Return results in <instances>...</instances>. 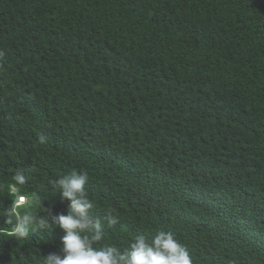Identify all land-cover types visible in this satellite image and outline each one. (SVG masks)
<instances>
[{"label":"trees","instance_id":"16d2710c","mask_svg":"<svg viewBox=\"0 0 264 264\" xmlns=\"http://www.w3.org/2000/svg\"><path fill=\"white\" fill-rule=\"evenodd\" d=\"M0 53V264L60 252L6 215L66 214L74 169L119 216L102 243L165 230L193 264H264V0H0Z\"/></svg>","mask_w":264,"mask_h":264},{"label":"clouds","instance_id":"9594fccd","mask_svg":"<svg viewBox=\"0 0 264 264\" xmlns=\"http://www.w3.org/2000/svg\"><path fill=\"white\" fill-rule=\"evenodd\" d=\"M47 139L44 134L38 136L41 144ZM13 179L17 185H24L23 169H18ZM88 181L86 171L74 169L51 182L59 190L60 201H69L66 214H56L49 207L47 216L37 217L31 211L32 198L20 196L19 204L13 201L7 210L6 222L14 221L9 235L23 239L32 232L59 228L64 233L60 252L44 255L43 264H193L188 248L171 231L159 230L152 238L138 235L123 250L115 244L102 243L105 223L112 227L119 223V216L111 208L103 217L92 214L95 205L86 189Z\"/></svg>","mask_w":264,"mask_h":264},{"label":"rangeland","instance_id":"374dc122","mask_svg":"<svg viewBox=\"0 0 264 264\" xmlns=\"http://www.w3.org/2000/svg\"><path fill=\"white\" fill-rule=\"evenodd\" d=\"M13 191H15V192H16V191H17V189L15 188Z\"/></svg>","mask_w":264,"mask_h":264}]
</instances>
